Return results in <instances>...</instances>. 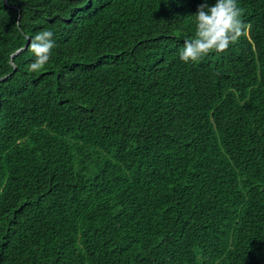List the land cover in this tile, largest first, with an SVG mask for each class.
Segmentation results:
<instances>
[{
  "label": "trees",
  "instance_id": "obj_1",
  "mask_svg": "<svg viewBox=\"0 0 264 264\" xmlns=\"http://www.w3.org/2000/svg\"><path fill=\"white\" fill-rule=\"evenodd\" d=\"M203 2L0 0V264H264V0L212 72Z\"/></svg>",
  "mask_w": 264,
  "mask_h": 264
},
{
  "label": "clouds",
  "instance_id": "obj_2",
  "mask_svg": "<svg viewBox=\"0 0 264 264\" xmlns=\"http://www.w3.org/2000/svg\"><path fill=\"white\" fill-rule=\"evenodd\" d=\"M183 6L184 4H180L179 8ZM243 14L244 9L240 7L239 0H214V3L204 0L193 14L195 31L183 41L179 52L180 59L185 63H192L205 56V69L210 72L215 71L218 66V60L215 59L218 54L216 52L229 49L245 34ZM56 46L54 32L50 29H43L31 37L29 50L35 59L29 65V71L39 72L45 68L51 61ZM16 53L11 54V64L15 71L17 66L13 63V58Z\"/></svg>",
  "mask_w": 264,
  "mask_h": 264
},
{
  "label": "water",
  "instance_id": "obj_3",
  "mask_svg": "<svg viewBox=\"0 0 264 264\" xmlns=\"http://www.w3.org/2000/svg\"><path fill=\"white\" fill-rule=\"evenodd\" d=\"M21 51H18L16 54H15V56L17 55V54H19ZM6 78H3V79H0V82H2V81H4Z\"/></svg>",
  "mask_w": 264,
  "mask_h": 264
}]
</instances>
